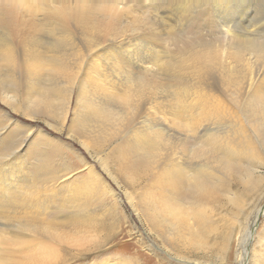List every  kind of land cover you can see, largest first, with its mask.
<instances>
[{"label": "bare ground", "instance_id": "bare-ground-1", "mask_svg": "<svg viewBox=\"0 0 264 264\" xmlns=\"http://www.w3.org/2000/svg\"><path fill=\"white\" fill-rule=\"evenodd\" d=\"M262 6L264 0H0V102L26 117L58 118L88 149L122 139L125 170L152 174L147 216L162 239L205 247L213 231L203 211L209 201L225 195L239 202L229 189L235 177L253 191L264 183V46L247 48L264 36ZM1 129L0 219L15 231L0 223V264H19L16 253L34 264L53 251L43 237L58 245L93 230L91 205L106 193L90 181L59 185L44 151L35 163L12 162L13 141H6L13 136ZM27 245L41 255L30 256ZM241 253L244 259L247 248ZM251 262L264 264V233Z\"/></svg>", "mask_w": 264, "mask_h": 264}, {"label": "rangeland", "instance_id": "rangeland-1", "mask_svg": "<svg viewBox=\"0 0 264 264\" xmlns=\"http://www.w3.org/2000/svg\"><path fill=\"white\" fill-rule=\"evenodd\" d=\"M260 16L264 18V6ZM170 22L174 27L177 25L173 18ZM263 38L255 40L247 48L263 47ZM0 113L3 121L6 120L3 124L0 118L1 131L5 130V134L10 132L13 136L6 141H13L7 151V154L14 156L12 162L33 163L36 152L44 151L42 154L49 163L52 161L53 172L61 178L59 185L65 187L68 182L74 185L78 181L85 184L90 181L97 187L96 193H106L104 199L97 197L91 205L96 225L93 230L87 228V235L81 237L80 241H75V235L69 234V240L57 245L43 237L41 241L44 245L53 250L47 255L35 253L31 246L33 244L27 245L30 256L34 253L41 255L35 258L34 264H116V261L117 264L120 261L122 264H240L236 255L243 259L241 251L246 248L248 253L243 264H252L253 253L259 248V236L264 233V183L261 189L254 192L242 185V177L232 179L229 189L239 197V202H230L232 198L218 195L203 208L212 215L211 222L206 226L213 230L205 236V247H185L183 241L182 244L170 246L149 219L154 204L152 191H155L152 174L135 176L130 170H125L126 163L121 160L124 153L122 139L88 149L71 138L69 128L61 126L56 117H26L23 112L14 111L1 102ZM4 116H8L7 119ZM156 125L161 127V122L157 121ZM49 140L52 141L50 145L46 144ZM90 166L92 171H89ZM130 194L132 202L129 201ZM0 223L6 225L7 230L15 231L9 220L4 222L0 219ZM243 244L244 249H240ZM13 256V261L19 264L29 262L28 254L16 253Z\"/></svg>", "mask_w": 264, "mask_h": 264}]
</instances>
